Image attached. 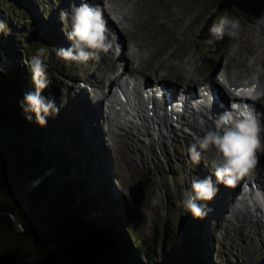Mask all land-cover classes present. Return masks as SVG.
I'll return each mask as SVG.
<instances>
[{
    "label": "rangeland",
    "instance_id": "1",
    "mask_svg": "<svg viewBox=\"0 0 264 264\" xmlns=\"http://www.w3.org/2000/svg\"><path fill=\"white\" fill-rule=\"evenodd\" d=\"M3 1L5 3L0 0V21L10 23V27L3 33L5 38L13 35L15 31H27L29 35V22L32 17L40 20L45 12L43 21H40V29L48 35L53 32L54 34L53 45L47 53H42L41 58L48 66L56 89L64 96V100L59 102L63 114L71 116L77 112V120L85 141L84 148L72 151L68 146L69 151L74 157L80 155L81 164L89 165L91 176H95L93 178L102 186L105 197L115 206V214L122 220V226L128 230L133 242L137 246L145 243L147 247L152 248L154 260L159 261L163 247L180 243L183 237V222L190 210L185 212L182 208L180 194L184 188L191 191L192 177L201 180L211 177L218 188L216 196L208 202L197 201L198 204H206L208 208L213 209L207 217H199L205 234L204 248L201 251L205 264H264V238L257 236L245 222L242 228L235 227L231 230L224 221L225 218L229 219L231 214H228L226 209L231 197L221 190L226 189L229 192L235 185H217L214 169L211 167V161L215 157L210 158L215 149H209V158L203 156L205 150L201 149L202 151H198L199 162H195L190 148L198 144L199 140L192 142L182 134L183 132L174 131V137L166 134L164 145L156 141L152 147L145 143L147 137L139 138L140 134H135L139 140L135 141L134 145L140 149L141 154L134 151L132 168L126 165L120 153V144L111 145L105 137L101 119L96 118L97 114H94L90 103L83 98H92V95L88 94L90 87L87 84L98 86L92 83L93 80L97 81V77L101 75L109 76L107 69L112 65V61L108 60L109 53L101 54V58H106L105 62L100 61L101 59H90L81 71L77 62L64 60L57 54L59 49L71 46L68 33L71 31L72 16L66 21L68 18L65 19L55 10L56 0H25L27 8L20 6L21 0L16 3L15 0ZM152 1L147 0L143 4L138 0L137 5L144 11L146 7H154L160 16L152 22L144 23V30L136 34L138 39L144 37L148 43L149 49H142L141 53L145 57L152 55L151 58L146 57L147 60L141 65L142 72L147 74L150 81L159 80L163 85L172 81L177 85L187 83L189 86H195V83L200 84L208 79L199 73L211 71L212 64L222 61L224 52L225 63L221 65H227L230 74L252 72L251 69L245 70L228 61L233 49L237 47V37L229 39L225 36L223 39H217L209 32L211 26L219 22L215 21V11L220 0H161L157 7L152 5ZM26 9L30 10L29 14ZM167 11L175 16L168 18L165 16ZM145 16L146 14L143 15ZM233 19L238 20L241 26L238 36L247 35L254 27H264V15L258 21L241 19L239 16ZM48 21L52 26L48 25ZM31 42L30 40L28 43ZM37 54L35 49L30 53L32 56ZM128 69H132V66ZM81 84L86 86V89L81 87ZM139 155L143 157L142 162ZM261 160L259 158L257 166H261ZM261 173L264 176V173ZM181 176L187 177L183 184ZM156 231L159 232V238L157 244L153 245ZM7 250L13 251L10 248Z\"/></svg>",
    "mask_w": 264,
    "mask_h": 264
},
{
    "label": "trees",
    "instance_id": "2",
    "mask_svg": "<svg viewBox=\"0 0 264 264\" xmlns=\"http://www.w3.org/2000/svg\"><path fill=\"white\" fill-rule=\"evenodd\" d=\"M215 14V21L225 14L258 21L264 0H220ZM43 16L32 17L29 35L15 31L5 38L9 22L0 30V257L17 256L15 264H205L204 230L191 211L180 243L163 247L159 261L152 248L133 242L89 165L69 151L85 147L77 112L67 116L60 107L46 126L25 119L21 101L35 90L25 61L34 49L47 53L53 45L54 32L40 29ZM52 82L42 96L59 107L64 96Z\"/></svg>",
    "mask_w": 264,
    "mask_h": 264
},
{
    "label": "bare ground",
    "instance_id": "3",
    "mask_svg": "<svg viewBox=\"0 0 264 264\" xmlns=\"http://www.w3.org/2000/svg\"><path fill=\"white\" fill-rule=\"evenodd\" d=\"M64 5L62 7V12L68 14H72V8L73 6L79 7L82 3H87L93 8H99L103 15L104 19L107 21V27L109 29L110 36H114L115 38V44L118 45V49H115L114 51L109 52L108 60L112 61L111 67L107 69L108 77L101 75L100 77H97V81L93 80L92 83H96L98 86H101L103 83V80H108L111 85H116L119 82L118 75L116 74L118 69H123L125 73L131 72L137 76L139 80H143L142 83L145 84L148 80L149 87L151 91L154 94L158 93L157 85L158 82H155L156 84H150V79L147 76V74L142 72L141 65L143 62L147 60L141 52L142 49L148 48V43H146V39L143 38H137L138 33L144 30L143 24L146 22H152L153 20L157 19L160 16V13L153 8L146 7L145 11L140 8L139 5H137L138 0L131 1V0H110L112 3H114L116 6L120 8H126L127 11L124 12V26L121 28H118L115 26L112 21L109 18L108 9L106 7L105 0H63ZM143 4L147 2V0H141ZM161 3V0H153L152 5L153 6H159ZM146 14L145 17L143 15ZM61 15H63L61 13ZM165 16L168 18H172L175 16V14L167 11L165 13ZM181 20H178L180 22ZM130 41V42H128ZM236 45L237 47L233 49L231 57L228 58V61L233 62L234 66L242 67L245 70L251 69L252 72L250 73H232L230 74L227 70V65H221L225 63V52L224 55L221 58V62L217 61L216 64H212L213 60L210 61L213 68L208 73L200 72L199 74H202L203 77H208L207 80L201 81L200 84L195 83L198 87H201L204 84L212 83L214 84L218 90H219V100L220 102L225 104L224 98H226V94L222 90V88H225L221 82L220 78L217 76V73L220 69H223L226 78L230 84H234L236 82H240L243 79H249L253 76H256L258 80L263 84L264 86V27L263 26H257L249 30L247 35H241L237 36L236 38ZM235 46V45H234ZM233 46V47H234ZM149 49V48H148ZM231 49V48H230ZM145 51V50H144ZM105 54V53H103ZM151 54V53H150ZM150 58L152 55L149 56ZM251 60V61H250ZM100 61H106V58H101ZM211 64L208 65L210 66ZM116 68H113V67ZM130 66H132V69H128ZM198 66V65H197ZM223 66V67H221ZM193 67V66H192ZM195 68V67H194ZM231 69V68H230ZM100 78H102L100 80ZM157 80V79H156ZM155 80V81H156ZM116 83V84H115ZM181 83V82H180ZM183 83V82H182ZM165 85H163V89L166 90L167 94H169L170 99L172 100V104L175 105L179 102V98L182 97L177 96L176 94V85L177 83L174 82H165ZM185 84V83H184ZM195 85V86H196ZM179 86H181L179 84ZM189 86L187 83L183 85L182 87ZM83 98L90 103V106L92 107L94 114L96 115V118L98 120L102 119V113L100 111V104L99 102L95 101L93 98H86V96ZM139 100V97H137ZM85 101V102H86ZM160 101V100H159ZM161 102V101H160ZM88 104V103H87ZM208 115L210 118L208 119L207 116H201L193 118V120L188 121L186 119V113L179 116V118L176 120L178 125H171L170 123H165V121L159 120L154 125H151L148 128V131L146 130V126H144V123L140 124V129H136V131H128L124 132L123 134H120L113 138H107L111 145L113 144H120V150L122 154V158L127 163L129 167L133 165L132 162V155L134 154V151L140 153V149L138 147H135V141L139 140L136 135H139V138L143 135H146L147 141L152 143L151 147L154 146L156 141H160L161 144H165L166 140V134L173 135L174 131L183 132L182 134L187 136L190 141H197L207 133V131L210 130H216L217 127V120L219 117L225 113L232 111L233 109L225 105L219 106L218 104L213 107H208ZM258 111H264V105H258L255 107ZM211 109L214 113L211 112ZM162 112L166 115L167 111L165 109H160ZM98 126V124H97ZM185 133V134H184ZM136 134V135H135ZM156 134V135H155ZM158 136V138H157ZM174 137V135H173ZM120 140H117V139ZM185 138V137H184ZM115 139V141L113 140ZM157 139V140H156ZM199 144V143H198ZM196 144V150L202 151L199 147V145ZM124 149V150H123ZM132 149V150H131ZM141 154V153H140ZM210 150L204 151L203 156L206 158H213L216 157V150L210 154ZM209 155V156H208ZM258 156V165H259V158H261L262 162L261 166H256V168L253 170V173L257 174V179L254 181H245L248 179V176L240 178L234 188L232 187V190L229 192L226 191V189L221 190V192H227L228 197H231L230 202L228 203V206L226 207L229 219L225 218L224 221L228 224L229 228L233 230L232 228L237 227L242 228L244 225V222L247 223L248 228L253 229L254 231H259L261 233V237L264 238V206H261V204L256 200L255 193L257 191L264 192V176L261 172L264 173V155L257 153ZM139 160L142 162L143 157L142 155H139ZM260 167V168H259ZM263 167V168H262ZM263 169V171H262ZM216 181V180H215ZM120 183V182H119ZM214 184V183H213ZM219 185V183L217 184ZM248 187L247 190H250L252 193V196L254 197V202L251 206H248L246 201L243 199L245 196V188ZM236 189H239V195L240 199L236 200L234 198V194L236 192ZM229 190V189H228ZM215 200V199H214ZM219 207V206H218Z\"/></svg>",
    "mask_w": 264,
    "mask_h": 264
},
{
    "label": "clouds",
    "instance_id": "4",
    "mask_svg": "<svg viewBox=\"0 0 264 264\" xmlns=\"http://www.w3.org/2000/svg\"><path fill=\"white\" fill-rule=\"evenodd\" d=\"M105 2L107 3V0ZM5 27V23L0 21V30ZM240 27L238 20L225 14L218 23L211 26L209 32L217 39H223L225 36L234 39L238 36ZM68 39L71 46L59 49L57 54L64 60L77 62L81 71L90 59L100 60L102 53L118 49L114 36L109 34L102 11L87 3H82L79 7L73 6ZM44 51V48L39 49L37 55L30 61H25L29 65L35 90L26 92L21 101L25 119H35L41 126H46L48 118L58 115L61 109L54 100L42 96L43 90L52 84L48 66L41 58ZM216 124V130L207 131L200 139L199 147L205 151L216 150L217 158L211 161L216 181L235 185L240 178L253 173L258 164L257 153L264 155V111H258L253 105L247 104L233 106V110L223 113ZM190 152L193 161L199 162L200 152L196 150V145H192ZM186 179V176H181V183ZM190 184L191 191L184 188L180 194L182 208L185 212L190 210L196 217H207L213 209L208 208L206 204H198L197 201H211L218 188L213 184L211 177H205L203 180L192 177ZM255 198L264 206V192L257 191Z\"/></svg>",
    "mask_w": 264,
    "mask_h": 264
},
{
    "label": "water",
    "instance_id": "5",
    "mask_svg": "<svg viewBox=\"0 0 264 264\" xmlns=\"http://www.w3.org/2000/svg\"><path fill=\"white\" fill-rule=\"evenodd\" d=\"M17 261V256H11L7 253L0 257V264H15Z\"/></svg>",
    "mask_w": 264,
    "mask_h": 264
},
{
    "label": "snow or ice",
    "instance_id": "6",
    "mask_svg": "<svg viewBox=\"0 0 264 264\" xmlns=\"http://www.w3.org/2000/svg\"><path fill=\"white\" fill-rule=\"evenodd\" d=\"M242 91H247V90H242Z\"/></svg>",
    "mask_w": 264,
    "mask_h": 264
}]
</instances>
